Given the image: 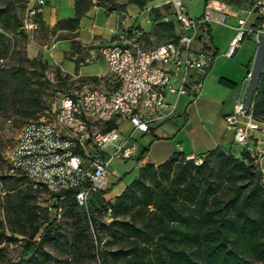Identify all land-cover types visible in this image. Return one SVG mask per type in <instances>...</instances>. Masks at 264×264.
<instances>
[{
  "label": "built area",
  "instance_id": "2783aa9c",
  "mask_svg": "<svg viewBox=\"0 0 264 264\" xmlns=\"http://www.w3.org/2000/svg\"><path fill=\"white\" fill-rule=\"evenodd\" d=\"M46 0H32L21 18V29L32 38L39 29L38 17ZM168 12L163 22H173L175 37L147 46L126 40V35L105 44L100 55L114 82L110 88L93 85L80 92L67 93L52 113L23 124L19 143L6 151L8 175L22 177L46 199V207L59 218L64 208L61 200L71 195L91 223L92 217L109 222L111 202L104 198L109 187V169L114 158H134L137 147L131 142L135 131L149 133L155 125L167 122L179 109L199 94L203 78L214 60V53L202 44L205 28L212 22L226 23L227 17L238 24L226 51L232 55L244 38L257 44L264 35V3L256 0L245 17L239 9L218 0H207L199 17L188 15L183 0H164ZM252 17V22L249 19ZM135 36L139 32L131 31ZM242 119V120H241ZM234 130L239 148L249 149L259 122L241 102L233 105V114L225 117ZM11 123L5 118V125ZM128 123V134L121 125ZM108 124L113 126L106 129ZM97 125L103 128L97 129ZM195 164L202 156H186ZM256 162V161H255ZM61 189L68 193L58 196ZM100 198V199H99ZM91 225V224H90ZM91 232L93 229L91 227Z\"/></svg>",
  "mask_w": 264,
  "mask_h": 264
},
{
  "label": "trees",
  "instance_id": "16d2710c",
  "mask_svg": "<svg viewBox=\"0 0 264 264\" xmlns=\"http://www.w3.org/2000/svg\"><path fill=\"white\" fill-rule=\"evenodd\" d=\"M218 1L240 9L253 5L256 0ZM12 2L0 0V39L8 28L20 37L25 36L21 19L10 7ZM91 4V0H74V15L58 20L54 31L74 30ZM154 19L151 35L164 40L175 37L173 22L161 21L158 14ZM209 32L206 27L205 33ZM25 61L38 63L43 71L46 68V62L38 56L32 59L26 56ZM33 74L27 77L22 66L10 74L9 97L13 106L19 104V111L24 106L30 108L31 103L34 112L43 108L30 87ZM3 83L0 74V108ZM250 112L256 121L264 122V67ZM112 126L108 124L106 129ZM145 153L146 148L142 147L135 159L141 161ZM201 156L202 161L195 164L185 155L174 152L161 164L141 166L136 177L111 202L112 219L107 223L97 217H92L90 223L71 195L63 201V212L72 214L82 232L92 227L94 234L105 231L112 239L125 244L110 253L96 250L100 264H247L249 260L264 263V184L255 158L249 149H240L237 156L220 147ZM14 178L19 182L23 179ZM28 187L30 192L40 194ZM17 202L19 212H24L23 220H28L26 197L20 196ZM39 228V223L31 226L19 256L20 264H30L32 255L45 242L58 240L59 224L55 218L40 232ZM37 234L38 240H35Z\"/></svg>",
  "mask_w": 264,
  "mask_h": 264
},
{
  "label": "rangeland",
  "instance_id": "374dc122",
  "mask_svg": "<svg viewBox=\"0 0 264 264\" xmlns=\"http://www.w3.org/2000/svg\"><path fill=\"white\" fill-rule=\"evenodd\" d=\"M95 1L104 6L106 10H111L109 15L101 9L100 13L95 16L94 22L100 25L104 21L111 19L114 14L112 9H116L117 6L113 0H94V2ZM189 2L196 11L201 9L202 4L199 3V0H189ZM26 6L27 0H13L10 7L14 9L19 19H21ZM130 8L131 7H128L127 9ZM239 12L241 11H238L240 17L246 16L245 13L241 12L239 14ZM250 21L251 19L248 23ZM213 23L222 22L212 21L210 24ZM222 24L228 25L227 23ZM134 29L136 28L131 26L129 29L124 30L123 35H126V40L131 41L134 39L138 42H144L147 45L159 43L164 40L163 37H156L153 35L150 37L148 34L142 33L138 29L136 30L139 32V35L135 36L131 33ZM3 33L4 36L0 39V74L5 81L2 87L4 93L3 103L0 108V264H20L19 256L30 233L31 226L35 223H39L40 232L48 221L53 218H55L56 222L59 224L57 233L58 240L54 242H45L38 252L32 255L29 261L30 264H100L96 250L110 253L125 244L112 239L105 231L95 233L94 236L91 229L82 232L80 227H77L74 217L69 212L64 211L59 218L55 217L53 212L47 209L45 197L33 191L30 192L24 178L20 181L22 183H20L16 181L13 176H8L5 158L8 146L15 142L23 124L42 115L52 113L63 95L80 92L84 88L93 85L105 86L106 88L112 86L114 79L108 72L107 65L100 55L101 47L105 43H108V41H98L95 49L91 52L88 51L91 46H82L80 42L74 39L71 41V49L64 52V45L67 43L62 41L58 44L55 51H45L43 54L47 59H50L51 53L58 52L61 54L60 62L64 66L63 69L66 72L61 70L58 65L48 63L39 55L38 57H40L41 61L46 62V68L43 71L38 63L29 64L25 61L24 44L27 35L20 37L11 28L4 30ZM86 33L89 35V32ZM45 34L44 32L43 35ZM34 36L32 38H34ZM52 36L54 37L48 40H57L63 37V34L55 33L53 30ZM73 60L77 64L79 62L83 63L79 68V74L82 76H77L73 73L75 70V63ZM21 66L26 68L27 77H30V73H34L30 79V87L33 89L36 99L40 100V104L43 107L39 111L34 112L35 107L32 103L30 108L24 106V108H21V111H19V104L15 106L11 104L10 100H12V98L9 97L11 93L9 77L11 73H14L16 69L21 68ZM184 100V98L180 99V104H182ZM7 117L11 119V123L5 125L4 120ZM101 128L103 127L97 125V129ZM123 129L125 128L123 127ZM129 129L131 130V127ZM149 136L150 133L141 135L140 132L135 131L132 134L131 142L134 143L139 150L141 146L146 145V138ZM233 148H238L237 151H233V153L238 156L240 152L239 145L234 144ZM225 150L227 152L230 151L228 149ZM255 151H250L254 158L257 157V152ZM109 169L117 173V176L120 177V183L126 184L137 175L139 164L136 159L132 158H114L109 164ZM261 183L264 184V172H262ZM20 196H24L27 199L25 213L28 216V220L26 221L23 220L24 212H19L17 208V201ZM38 236L37 234L34 239L38 240ZM99 238L100 242L98 243ZM64 261L66 263H63ZM247 264L260 263L249 260Z\"/></svg>",
  "mask_w": 264,
  "mask_h": 264
},
{
  "label": "crops",
  "instance_id": "0c3cea01",
  "mask_svg": "<svg viewBox=\"0 0 264 264\" xmlns=\"http://www.w3.org/2000/svg\"><path fill=\"white\" fill-rule=\"evenodd\" d=\"M137 1L141 2L143 6L140 7ZM183 1L188 15L199 17L207 0H199V3L202 4L199 11L194 9L189 0ZM113 2L116 3L117 8L112 9L114 14L111 15V19L100 25L96 24L94 19L101 9L109 15L111 10H106L99 2L92 0V4L80 17L79 24L74 30L56 29L55 33L63 34V37L57 40H48L54 37L52 31L58 20L74 15V0H46L39 17L41 25L38 31L34 38L26 37L24 44L26 56L32 59L41 55L48 63L56 64L66 72L60 62L61 54L58 52L51 53L50 59H47L43 53L55 51L62 41L67 43L64 45V52H67L71 49L73 39L80 42L82 46H91L88 50L91 52L95 49L98 41L107 40L108 43H111L115 41V38L117 39L118 35H123L124 30L131 26L152 37L150 33L155 24V14L161 16L168 12V6L164 0H113ZM261 2L264 3V0ZM31 3L32 0H27V5ZM128 7L131 8L127 9ZM249 7L236 9L247 14L246 10ZM250 19L252 22V17ZM207 27L210 34L205 33L202 44L215 56L211 67L203 78L202 88L194 100L186 104L185 100L182 104L179 101V109L175 116L167 122L151 128L150 136L146 138V145L141 146V148H146V153L144 158L138 162L139 168L147 163L161 164L174 152H179L185 156H198L204 155L215 147L228 149L232 152L238 150V148H233V145L236 144L234 130L227 127L225 117L233 114V105L236 102L242 103L243 101L257 44L252 38H244L233 54L227 55L226 51L230 38L234 35L235 27L222 23L209 24ZM84 30L89 32V35ZM44 32L45 35H43ZM67 34H74V36ZM74 63L75 70L73 73L82 76L79 74V68L83 63L77 64L75 61ZM129 128L128 123L121 125V131L124 134L129 133ZM143 134L141 133V135ZM139 150L137 149V154ZM249 150H256L257 167L264 172V122L262 121L259 122V130L254 133ZM119 179L118 176L109 175L111 186L104 194L105 199L113 201L114 197L119 195L128 184L120 183Z\"/></svg>",
  "mask_w": 264,
  "mask_h": 264
},
{
  "label": "water",
  "instance_id": "95a60500",
  "mask_svg": "<svg viewBox=\"0 0 264 264\" xmlns=\"http://www.w3.org/2000/svg\"><path fill=\"white\" fill-rule=\"evenodd\" d=\"M226 23L233 26H236L238 24L237 19L232 17H227ZM21 31L23 32L22 29ZM262 67H264V35L260 37V40L256 45L255 54L253 57L252 65L247 79L244 98L242 101L243 108L246 112L249 111L251 107L252 98L258 86ZM66 193H68L67 189H61L57 195L63 196ZM61 206L63 207V200H61Z\"/></svg>",
  "mask_w": 264,
  "mask_h": 264
},
{
  "label": "bare ground",
  "instance_id": "6f19581e",
  "mask_svg": "<svg viewBox=\"0 0 264 264\" xmlns=\"http://www.w3.org/2000/svg\"><path fill=\"white\" fill-rule=\"evenodd\" d=\"M27 123H29V122H27ZM22 132H23V127H22V129L20 130V133H19V135H18V137H17V139L15 140L14 143H19V141L21 140Z\"/></svg>",
  "mask_w": 264,
  "mask_h": 264
}]
</instances>
